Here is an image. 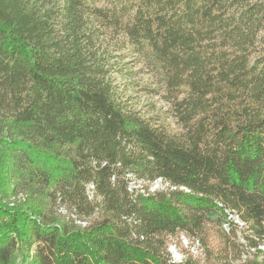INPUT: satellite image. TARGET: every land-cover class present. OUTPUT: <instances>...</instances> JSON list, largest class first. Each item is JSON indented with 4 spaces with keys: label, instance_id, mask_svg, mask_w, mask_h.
Listing matches in <instances>:
<instances>
[{
    "label": "trees",
    "instance_id": "1",
    "mask_svg": "<svg viewBox=\"0 0 264 264\" xmlns=\"http://www.w3.org/2000/svg\"><path fill=\"white\" fill-rule=\"evenodd\" d=\"M263 31L261 0H0V264H264Z\"/></svg>",
    "mask_w": 264,
    "mask_h": 264
},
{
    "label": "rangeland",
    "instance_id": "2",
    "mask_svg": "<svg viewBox=\"0 0 264 264\" xmlns=\"http://www.w3.org/2000/svg\"><path fill=\"white\" fill-rule=\"evenodd\" d=\"M261 33L264 34V31ZM262 46L263 44L260 42L254 55H259L262 53ZM119 58L123 64L125 74L122 77L115 74V77L117 78V83L120 89H123L124 94L130 95L134 103L138 104V106L148 112L154 109L157 110L159 108H167L168 104L163 101V99H161L160 95L154 94L153 92L144 89V85L149 84L150 82H157L156 80L158 77L157 79L156 77L153 78L150 73L143 69L142 64L137 59L132 57L130 53H127V51H123ZM116 59H118V57H116ZM158 85L161 86V83L158 82ZM161 185V182H155L151 185V188L155 189ZM62 211L66 215L69 214L67 210ZM182 244L183 246H187L189 245V241L182 237ZM196 246H198V243H196ZM171 248H174L175 253L178 254L177 259H181L184 256L185 247H182V245H172L170 249ZM194 253H196V251H194Z\"/></svg>",
    "mask_w": 264,
    "mask_h": 264
},
{
    "label": "water",
    "instance_id": "3",
    "mask_svg": "<svg viewBox=\"0 0 264 264\" xmlns=\"http://www.w3.org/2000/svg\"><path fill=\"white\" fill-rule=\"evenodd\" d=\"M171 251L173 252L174 256L178 258V254L175 253L174 248H171Z\"/></svg>",
    "mask_w": 264,
    "mask_h": 264
}]
</instances>
